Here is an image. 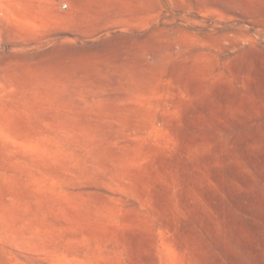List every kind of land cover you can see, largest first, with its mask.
<instances>
[{
    "label": "rangeland",
    "instance_id": "374dc122",
    "mask_svg": "<svg viewBox=\"0 0 264 264\" xmlns=\"http://www.w3.org/2000/svg\"><path fill=\"white\" fill-rule=\"evenodd\" d=\"M0 264H264V0H0Z\"/></svg>",
    "mask_w": 264,
    "mask_h": 264
},
{
    "label": "built area",
    "instance_id": "2783aa9c",
    "mask_svg": "<svg viewBox=\"0 0 264 264\" xmlns=\"http://www.w3.org/2000/svg\"><path fill=\"white\" fill-rule=\"evenodd\" d=\"M65 7H67V5H64Z\"/></svg>",
    "mask_w": 264,
    "mask_h": 264
}]
</instances>
